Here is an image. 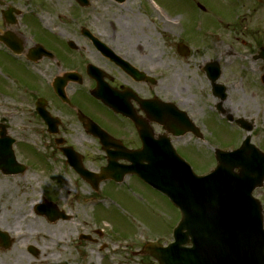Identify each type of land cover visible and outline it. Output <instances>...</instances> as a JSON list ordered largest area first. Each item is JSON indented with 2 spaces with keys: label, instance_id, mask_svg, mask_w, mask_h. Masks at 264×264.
Here are the masks:
<instances>
[{
  "label": "flooded vegetation",
  "instance_id": "obj_1",
  "mask_svg": "<svg viewBox=\"0 0 264 264\" xmlns=\"http://www.w3.org/2000/svg\"><path fill=\"white\" fill-rule=\"evenodd\" d=\"M48 1L35 2L30 17L7 20L5 10L12 4L0 1V36H7V45L0 40V47L9 57L7 136L16 139V161L10 172L0 168V175L12 186L30 169L39 171L43 184L87 182L77 165L97 171L108 161L101 139L92 133L96 126L117 140L120 147L109 149L120 155L124 148H140L141 133H147L170 136L190 155L212 157L213 151L200 148L206 140L212 149L217 144L215 137L207 138L206 119L236 116L239 57L250 61L241 64L242 71L248 69L245 75L258 74L247 85H262L264 58L255 54L264 47V10L246 24L243 10L264 9V0H232L230 22L211 4L192 0L189 19L177 16L171 25L169 12L154 0L137 7L130 0ZM19 61L27 73L17 71ZM19 109L28 121L14 119ZM182 111L203 137L173 135L186 128ZM27 130L42 139L34 144L38 147L25 140ZM185 137L189 141L183 144ZM119 163L128 161L120 158ZM16 183L15 190H22L23 183ZM255 195L264 205V185Z\"/></svg>",
  "mask_w": 264,
  "mask_h": 264
},
{
  "label": "rangeland",
  "instance_id": "obj_2",
  "mask_svg": "<svg viewBox=\"0 0 264 264\" xmlns=\"http://www.w3.org/2000/svg\"><path fill=\"white\" fill-rule=\"evenodd\" d=\"M6 1L20 9L21 14L18 17L22 18L31 16V12L35 10L33 4L38 0ZM145 1L148 0H130L134 2L135 7ZM154 1L169 12V18H173L174 22L177 16L184 20L189 19L188 6L192 0ZM196 1L211 4L214 11L221 13L222 19L230 22L232 14L227 4L231 3L233 7L232 0ZM236 10H234L235 16L239 14V12L235 14ZM263 10L244 9L243 11H247V18L243 23L256 22V18L262 17L261 14L258 16L257 14ZM197 20L200 21L199 18ZM170 46L169 40V50ZM8 58L7 50L0 47V122L5 124H7ZM244 61L247 66L250 64L248 59ZM237 63L238 72L234 79L237 90L233 95L232 107L235 115L242 114L248 119L251 118L254 124V131L251 132L252 141L259 143L264 150V143L254 136L260 130L264 140V86L247 85V79L252 81L254 78L245 75L247 68L242 71L244 74L240 72L241 57ZM16 64L19 65L20 70L15 67L19 73L28 72L23 62L19 61ZM254 76L256 79L257 74L255 73ZM244 85L247 87L245 91ZM18 114L19 117L14 118L17 122L28 121V116L22 110L19 109ZM206 120L207 133L215 137L217 144L223 149H232L240 145L247 134L246 131L223 118ZM26 127L29 129V126H25V129ZM23 129L21 126V130ZM37 136L27 130L25 140L30 143L29 145L38 147L34 145L38 143L40 145L41 138ZM187 140L189 139L180 142L184 144ZM203 147L210 152L213 151L211 144L206 141L201 142L200 148ZM179 152L189 160L197 173H207L215 166L209 160L207 153H204V158H198L190 155L184 147H180ZM93 166L95 167L96 164ZM16 182L23 183L20 186L23 187L22 190H15L18 187ZM48 182L43 184L39 171L32 169L24 178H16L13 182L14 186L7 183V177L0 175V227L3 231H7L13 240L10 248L0 247V264H159L148 255L136 253L148 240L158 239L164 244L173 240L174 228L180 220V211L164 194L132 176L122 183H101L99 193L95 192L90 184L77 179H66L61 183L53 180ZM46 198L54 203L58 201L60 209L69 215L68 218L51 221L47 216L38 214L31 208L33 200L44 202ZM4 206H7V209ZM28 212L31 213L32 219H29ZM21 228L29 231V236L25 239L16 237V233ZM40 230L48 232L50 240L36 237V233ZM81 234L91 235L94 240L80 239ZM30 246L37 249L36 255L29 250Z\"/></svg>",
  "mask_w": 264,
  "mask_h": 264
},
{
  "label": "water",
  "instance_id": "obj_3",
  "mask_svg": "<svg viewBox=\"0 0 264 264\" xmlns=\"http://www.w3.org/2000/svg\"><path fill=\"white\" fill-rule=\"evenodd\" d=\"M6 17L13 18L12 10ZM16 38L11 35V39ZM0 39L7 43L6 35ZM239 122L247 128L244 120ZM0 127V168L10 172L7 169L11 170L15 162L13 139L7 137V125L0 123ZM93 133L100 135L105 145H115L101 132ZM249 148L247 138L234 151L217 149L218 165L207 175H197L170 140L168 147L159 149L153 148L149 138L143 150L124 155L134 162L132 165L118 166L114 157L100 174L85 171L81 164L76 168L95 189L105 179L121 182L128 173L137 174L180 208L182 217L175 228V241L168 247L148 243L142 252L152 254L161 264H264L263 209L253 197L255 188L263 184L264 164L256 160L259 151ZM38 207L53 220L63 216L53 206ZM0 236L3 244L10 246L7 235L0 232ZM187 243L192 246L186 247Z\"/></svg>",
  "mask_w": 264,
  "mask_h": 264
},
{
  "label": "bare ground",
  "instance_id": "obj_4",
  "mask_svg": "<svg viewBox=\"0 0 264 264\" xmlns=\"http://www.w3.org/2000/svg\"><path fill=\"white\" fill-rule=\"evenodd\" d=\"M173 20L171 19V18H169V24H173ZM38 203V201H35V200H33L32 201V204H33V206H35L36 204ZM32 204H31V208H32ZM28 214H29V219H32V216H30L31 215V213L30 212H28ZM35 220H37V219H35ZM29 236V231L27 230V229H25V228H21L20 230H18V232L16 233V237L18 238V239H25V238H27ZM40 237L41 239H45V240H50V236L48 235V232H46V231H44V230H40V231H38L37 233H36V237Z\"/></svg>",
  "mask_w": 264,
  "mask_h": 264
}]
</instances>
